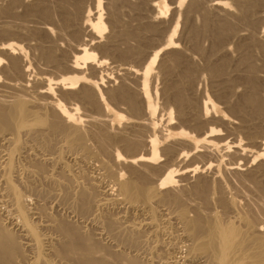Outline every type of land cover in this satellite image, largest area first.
<instances>
[{
  "label": "bare ground",
  "instance_id": "1",
  "mask_svg": "<svg viewBox=\"0 0 264 264\" xmlns=\"http://www.w3.org/2000/svg\"><path fill=\"white\" fill-rule=\"evenodd\" d=\"M56 1L61 23H54L61 28L0 23V264H160L154 259L167 255V264H264V206L257 201L254 207L253 192L264 203V78L257 76L260 66L264 71V7L254 14L262 0L233 1L236 20L251 32L246 38L235 34L244 38L236 46L241 56L235 67H243L236 70L240 82L228 75L226 55L218 64L206 65L219 81L210 89H215L216 102L211 92L196 87L198 78L189 65H183L178 81H166L163 93L151 87L161 51L171 49L170 66L183 64L182 55L173 50L178 20L165 44L148 58L141 56L144 66L133 69L121 65L141 59L140 48L124 45L119 50L116 45L122 37L115 34L118 6L108 16L107 35L102 0H91L92 6L86 0ZM107 1L110 8L126 2ZM29 3L12 0L0 8V16L17 6L23 7V17L49 20L56 15L45 0ZM184 3L176 0L171 13ZM190 3L185 21L198 12L203 28L188 27V36L196 43L207 34L211 48H217L233 33L234 23L227 20L231 14L223 11L233 3L212 2L210 14L223 11L216 21L197 1ZM152 8L157 19L170 12L165 0H156ZM144 26L143 31L154 30ZM133 31L126 33L135 37ZM253 52L259 53L258 68ZM107 55H115L121 65L111 62L109 67ZM169 65L164 64V74L173 71ZM157 94L166 103L161 108L157 102L168 125L162 122V135L158 124L164 115L157 120ZM173 120L191 132L179 127L171 132L175 127L168 123ZM188 156L199 164L194 161L187 170L182 161L191 164ZM166 158L171 165H162ZM94 162L103 173L96 175L99 181L104 177L110 187L86 174ZM175 162L182 165L177 168ZM247 183L252 191L245 189ZM241 186L254 200L240 193ZM104 235L109 245L102 243ZM163 235L169 236L167 241ZM146 255L152 260L144 261Z\"/></svg>",
  "mask_w": 264,
  "mask_h": 264
},
{
  "label": "rangeland",
  "instance_id": "2",
  "mask_svg": "<svg viewBox=\"0 0 264 264\" xmlns=\"http://www.w3.org/2000/svg\"><path fill=\"white\" fill-rule=\"evenodd\" d=\"M12 0H0V8H2V7H5V6H7L10 2H11ZM24 1V0H23ZM156 0H154V2H155ZM166 1V4L170 7L169 8V10L170 9H172V7H173V5H174V3L176 2V0H165ZM191 1H194V3H196V1H197V3H198V5H200L201 7H202V9H206V11H208L209 12V14H210V11H209V9L211 10V8L209 7L211 4H212V2H214V1H216V0H186V4L184 3V5L185 6H187V7H185L184 5L182 6V8L179 10V12H177L176 14H173V13H171L172 11L170 10V12H168V14L167 15H165L164 17H162V18H154V9L152 8V4L154 3L153 2V0H126V2L124 3L123 1H121V3H116L117 5H114V7L113 8H110L111 6H110V4L108 5V6H110V7H107V4H108V2L109 1H107V0H102V7H101V13H102V16H103V20H104V23L106 24V26H107V30H106V32H105V34L107 33V35L109 34V32H111V30H109L110 28H109V25H107L108 24V21H109V17H110V15L109 14H111L112 13V11L113 10H111V9H115L116 8V6H118V8H120V10L118 9H116V13L115 12H113L114 14H115V16H117V18H118V21L120 20V22L119 23H117V26L115 27V31H116V35L118 36V35H120L121 34V36L122 37H120V39H119V42H117L116 43V45L118 46V48H119V50H124V49H126V48H140V57L141 56H143V59L144 58H148V56H151V55H149V53L151 54L152 52H155L156 50H157V48L159 49V48H161V46H163L164 44H165V42H166V40H167V34H169V32H170V30H171V28H172V26H173V24L176 22V20H178L179 21V29H178V31H177V33H176V37H174L175 38V40H176V42H178L177 43V48L176 49H173L174 51H177V52H179L181 55H182V59L184 60V61H182V63L183 64H180V66L181 67H178V66H176L177 68H175V65L174 66H170L168 63V61H170V55L171 54H169V52L171 51V49H168V50H163V51H161V53H160V55L158 56V58L159 59H157L158 61H157V63L155 64V66H154V71L152 72V80L153 81H151V83L153 82V84L151 85V87L153 88V89H157L158 91L157 92H159L160 91V94L161 93H163V91H164V88H163V86H165L166 85V83L167 82H169V81H167L168 79L170 80V81H173L174 79H175V81H178V77H180V75H181V73L183 72V71H181V70H184L185 68H184V66L185 67H187L188 65L190 66V67H187L188 68V71H190V72H193L194 71V78H198V79H195L194 80V83H195V85H196V87L197 88H199V89H204L203 91H205V93L208 95V93L209 92H211V90L213 89V87H212V84H214V86H215V83H218L219 81L217 80V79H215V78H213V77H211L210 76V72L207 70V67H206V65L207 66H209L211 63L212 64H218L219 63V61L222 59V58H220V57H223L224 58V56H225V60L227 61V64L229 65V63H230V67L228 66L227 67V71H230L229 72V74H228V72H227V74L230 76V74H231V79H233L232 81L233 82H240V80H238V73L239 74H241V72L239 71H236L238 68L237 67H235V66H238L239 65V63H238V61L237 60H239V58H240V56H241V51H240V53H239V51H238V47H236L238 44L240 45V43H241V41L243 42V39L242 38H239V37H236L235 36V34L236 33H239V36L240 37H244L245 36V38H246V35L248 36V35H250V32H251V30L246 26V25H244V23L243 22H241V21H238V20H236V15H237V11H235V10H237L236 9V7H235V2H233L234 0H222V1H224V2H226V3H229V4H231V3H233V4H231V6L230 7H232V8H228V10L226 9V10H223V11H227L228 13H230L231 14V17H228V21H230V23H234V25L236 24H239L238 26H234L233 25V28H234V30H233V33L231 34L230 33V35H229V37H227L224 41H223V43H221V44H223V45H225V46H223V45H221L220 44V46L223 48V50H222V48L219 46V45H217L218 47L216 48V47H212L211 48V46H213L212 45V40L209 38V37H207V36H209V35H207V34H204V36L203 35H201V37H199V39L197 40V42L196 43H194L193 42V40H191V38L189 37L190 36V34L188 33L189 32V28L188 27H193L194 26V28H199V29H202L203 28V24L201 25V23H202V18H201V16H200V13H198V12H195V11H192V15H191V13H190V15H189V20L187 21V22H189V23H187L186 21H185V18L187 17L186 15H187V13L186 12H189L190 11V9L188 8L189 6V4H191L190 2ZM33 3V2H35V0H25V4H28V3ZM145 2V3H144ZM263 2V3H262ZM29 3V4H30ZM90 3V4H89ZM124 3V4H123ZM189 3V4H188ZM193 3V2H192ZM205 3V4H204ZM3 4V5H2ZM45 4L46 5H48V9H49V12H50V14L51 15H53L54 13H56V15L54 14L52 17H50V19L48 20H46V19H42V18H40V20H39V18H38V16H34V18L32 17V16H26L25 14V16L23 17V12H24V10H23V7H14L15 8V10H14V12H15V14H14V12H12V13H10V14H2V16H0V23H6V21L7 22H9L8 20H10V21H12V22H14L15 21V23H16V21H18L19 23L20 22H31V23H38V24H41V23H43V24H46V25H48V23H49V26H55V27H57V28H61V18H60V20H58V16L60 15V17H61V12L59 11V7H57L58 6V1H56L55 2V0H45ZM57 4V5H56ZM86 5H88V6H92L93 5V2L91 1V0H86V3H85ZM92 4V5H91ZM235 4V5H234ZM53 5H55V6H53ZM124 5V6H123ZM130 5V6H129ZM132 5V6H131ZM259 5V4H258ZM104 6V7H103ZM129 6V7H128ZM264 7V0H262L261 2H260V5L259 6H257L256 8L257 9H255V13L254 14H258V11H259V13L263 10V7ZM55 7H57V8H55L56 10H54V8ZM145 7V8H144ZM149 7V8H148ZM151 7V8H150ZM188 8V9H185V8ZM200 7V8H201ZM208 7H209V9H208ZM108 8V9H107ZM261 8V9H260ZM106 9H107V11H106ZM110 9V10H109ZM234 9V10H233ZM19 10V11H18ZM152 10H153V12H152ZM185 10H187V11H185ZM230 10V11H229ZM106 11V12H105ZM109 11H111L110 13H109ZM117 11L119 12V13H117ZM223 11H219V12H222L223 13ZM232 11V12H231ZM58 12V13H57ZM108 12V13H107ZM218 12V11H217ZM17 13V14H16ZM182 13V14H181ZM185 13H186V15H185ZM222 13H215V15H217V16H215L214 17V13L213 14H210V18L212 19V20H218V16H219V18H221V15L220 14H222ZM236 13V14H235ZM239 13V12H238ZM21 14V15H20ZM118 14V15H117ZM130 14H131V16H130ZM150 14V15H149ZM181 14V15H180ZM195 14V15H194ZM124 15V16H123ZM175 15V16H174ZM213 15V16H212ZM223 15V14H222ZM235 15V16H234ZM8 16V17H7ZM18 16V17H17ZM109 16V17H108ZM181 16V17H180ZM186 16V17H185ZM257 16V15H256ZM5 17V18H4ZM10 17V18H9ZM21 17V18H20ZM173 17V18H172ZM180 17V18H179ZM217 17V18H216ZM235 17V18H234ZM117 18H116V20H117ZM184 18V19H183ZM215 18V19H214ZM231 18V19H230ZM128 19V20H127ZM150 19V20H149ZM175 19V20H174ZM32 20V21H31ZM148 20H149V22H148ZM152 20V21H151ZM184 20V21H183ZM2 21V22H1ZM44 21V22H43ZM53 21V22H52ZM59 22L60 21V23H57V24H59L58 26L56 25V23H54V22ZM170 21V22H169ZM235 21V22H234ZM238 23H237V22ZM50 22H52L51 24H50ZM122 22V23H121ZM151 22H152V24H151ZM155 22V23H154ZM194 22V23H193ZM25 23V24H26ZM54 23V24H53ZM120 23H121V26H120ZM192 23V24H191ZM28 24V23H27ZM119 24V25H118ZM139 25V26H138ZM147 26V25H153L154 26V30H144L143 31V26ZM128 26V27H127ZM144 26V27H145ZM118 27V28H117ZM120 27V28H119ZM121 27H122V29H121ZM126 27H127V29H126ZM137 27V28H136ZM236 27V28H235ZM244 27V28H243ZM130 28V29H129ZM140 28V29H139ZM158 28V29H157ZM197 28V29H198ZM119 30V31H118ZM123 32H122V31ZM130 30H134L133 32L135 33V37L134 36H132V37H130L127 33H129V31ZM118 31V32H117ZM121 31V33H119ZM146 31H148V32H146ZM247 33H245V32ZM127 32V33H126ZM118 33V34H117ZM144 33V34H143ZM241 33V34H240ZM244 34V36H242L243 34ZM123 34H124V36H123ZM126 34V35H125ZM160 34V35H159ZM147 35V36H146ZM166 35V36H165ZM189 35V36H188ZM126 36H129L128 38L129 39H126L125 37ZM138 37V38H137ZM121 38L122 39H124L123 41L121 40ZM201 38V39H200ZM121 40V41H120ZM191 40V41H190ZM241 40V41H240ZM127 41V42H126ZM232 41V42H231ZM0 42H2V41H0ZM22 41H20V43L19 44H21L22 46H27L26 45V43L24 42H22ZM121 45H119V44ZM225 43V44H224ZM228 43V44H227ZM162 44V45H161ZM194 44H198L200 47V50H199V48L198 49H196L194 46ZM124 45H125V47H124ZM197 45V46H198ZM211 45V46H210ZM128 46V47H127ZM185 47V48H184ZM150 48V49H149ZM211 48V49H210ZM215 48H216V50H215ZM209 49V50H208ZM179 50V51H178ZM213 50V51H212ZM234 50V51H233ZM169 51V52H168ZM190 51V52H189ZM202 51V52H201ZM204 51V52H203ZM226 52V53H225ZM235 52V53H234ZM146 53V54H145ZM200 53V54H199ZM144 54V55H143ZM169 54V55H168ZM216 54V55H215ZM253 54L255 55V57H253V63L255 64V61H258L259 60V53H255V52H253ZM258 54V55H257ZM145 55L147 56V57H145ZM257 55V56H256ZM139 57V58H140ZM169 57V58H168ZM185 57H186V59H185ZM210 57V58H209ZM229 57H230V59H229ZM235 57V58H234ZM166 58H168V59H166ZM227 58V59H226ZM232 58H233V60H232ZM105 59H107V63H109V65H110V63H111V65L112 66H115L116 64V66L118 67V66H120L121 65V62L120 61H122V60H117L118 58H116L115 57V55H107L106 57H105ZM110 59V60H109ZM114 59V60H113ZM256 59V60H255ZM258 59V60H257ZM139 60L141 61L140 63H139ZM146 60V59H145ZM229 60V61H228ZM113 61H115L114 63H113ZM138 61V62H137ZM165 61V62H164ZM236 61H237V63H236ZM124 62L127 64V65H129L128 67H132L133 68V66L132 65H136L135 67L138 69L139 67L141 68L142 67V65L144 66V63L145 62H143L142 61V57H141V59H137L136 61H135V59L133 60V59H129V61H123V66L121 65V67H125V65H124ZM129 62V63H128ZM167 62V63H166ZM143 63V64H142ZM162 63V64H161ZM167 64V66L169 65L170 66V69H172V68H174L173 69V71L172 70H169L170 72L169 73H166L167 74V76H166V74H164L165 73V71H163V69H164V67H166V66H164V64ZM171 63V62H170ZM187 63V64H186ZM189 63V64H188ZM210 63V64H209ZM235 63V64H234ZM257 63H258V65H257ZM115 64V65H114ZM119 64V65H118ZM130 64H131V66H130ZM139 65V67H138V65ZM141 64V65H140ZM158 64V65H157ZM234 64V65H233ZM237 64V65H236ZM260 64V61H258V62H256V64H255V66H256V68H258V66H260L259 65ZM262 64V63H261ZM109 66V67H112V66ZM127 65H126V67H127ZM163 65V66H162ZM184 65V66H183ZM160 66H161V68H162V70H161V68H160ZM183 66V67H182ZM133 68V69H136V68ZM242 67V66H241ZM240 67V69H238V70H242L243 69V67L241 68ZM183 68V69H182ZM230 68H231V70H230ZM160 69V70H159ZM181 71H179V70ZM191 69H193V71L191 70ZM235 69V71H233ZM259 69V72H258V74H257V76L259 77V78H261V79H263L264 78V71H261L262 69H261V66L258 68ZM261 69V70H260ZM196 70V71H195ZM202 70V71H201ZM210 73H208L207 71ZM178 71V72H177ZM233 71V72H232ZM159 72V73H158ZM164 72V73H163ZM173 72V73H172ZM238 72V73H237ZM116 73V72H115ZM237 73V74H236ZM172 75V77H171V75ZM260 74H262V75H260ZM114 75V74H113ZM162 75V76H161ZM166 76V78H165V76ZM178 75V76H177ZM198 75H199V77H198ZM115 76V75H114ZM157 76V77H156ZM159 76V77H158ZM175 76V77H174ZM177 76V77H176ZM209 76V77H208ZM162 77H163V79H162ZM172 78V80H171V78ZM211 77V78H210ZM236 77H238V78H236ZM158 78V79H157ZM160 78V79H159ZM166 80H165V79ZM174 78V79H173ZM200 78V79H199ZM235 79H237L236 81H235ZM212 80H213V82H212ZM216 80V81H215ZM128 82L127 83H129V81L130 80H127ZM165 81V82H164ZM167 81V82H166ZM200 81H201V83H200ZM130 82H134V80H132V81H130ZM160 82V83H159ZM215 82V83H214ZM135 83V82H134ZM163 83H164V85H163ZM130 84V83H129ZM219 84V83H218ZM114 84H112V86H113ZM131 85V84H130ZM133 85V84H132ZM237 85V84H236ZM134 87H135V85H133ZM133 86H131V87H133ZM216 86H218L217 84H216ZM216 86H215V88H216ZM158 87V88H157ZM202 87V88H201ZM210 87H212V88H210ZM235 88V87H234ZM237 88V89H236ZM235 89L238 91V93H239V89L240 90H242L241 89V87L239 86L238 87V85H237V87H236ZM162 89H163V91H162ZM211 89V90H210ZM206 90H208V91H206ZM215 90V89H214ZM214 90H213V92H214ZM208 92V93H207ZM213 92H211V93H209V96L210 97H212V99L213 98H215L213 95ZM160 94H157V97H155L154 98V100H155V102L157 103H159V106L161 107V108H165L166 106H163V105H165L166 103L164 102L165 100H164V96L162 97V95H161V98H160ZM213 94V95H212ZM262 94L264 95V90H263V92H262ZM212 95V96H211ZM163 98V99H162ZM158 99V100H157ZM213 100H215V102H216V99H213ZM163 104H162V103ZM158 103H157V106H158ZM162 104V105H161ZM157 107L158 108V113H157V118L158 117H160V116H162V112L164 111V109H159L160 107ZM163 106V107H162ZM125 109V108H124ZM122 110V114H123V109H121ZM126 110V109H125ZM159 110H161V111H159ZM127 111H125L124 112V115L125 114H127V115H125V116H127L128 117V113H126ZM161 114V115H160ZM165 114V113H164ZM163 114V115H164ZM165 116V115H164ZM164 116H162V118H161V123H159L158 124V131L160 130V129H163L164 128V126H163V128H160L161 127V124L162 125H164V123H165V125H167L166 123V120H164L165 118H166V116L164 117ZM164 117V118H163ZM163 119V120H162ZM157 120H160L159 118L157 119ZM164 121V123H162ZM176 120H173V121H171L170 123H168L170 126H171V124H173V123H175V125H176ZM178 124V123H177ZM261 124H262V126H264V121H262L261 122ZM174 125V124H173ZM172 125V126H173ZM174 125V127H175V129H173V130H171V132H174V130H176V131H178L176 128H183V127H186V126H181V125H178V127H176ZM121 127H122V125H120ZM167 127H168V125H167ZM167 127L165 126V128L167 129ZM160 128V129H159ZM181 128V129H182ZM187 128V127H186ZM186 128L185 129H182V130H185V131H187V132H191L190 130L188 131V130H186ZM188 129H190V128H188ZM165 129H163V131H164ZM168 130V129H167ZM163 131L161 130V131H159V132H161V135L162 134H166L165 132H166V130L164 131V133H163ZM176 131L174 132V133H176ZM160 135V134H159ZM90 143V142H89ZM90 145H93L92 144V142L90 143ZM159 152H161V151H159ZM162 154V153H161ZM123 155L125 156V154L123 153ZM160 155V154H159ZM165 157V156H164ZM163 157V154H162V157H161V155H160V158H164ZM188 158H189V156H188ZM187 158V159H188ZM191 158V159H190ZM190 160H192L193 158H192V156H190ZM165 159V158H164ZM164 159L162 160V159H159L158 160V163H161L162 161H164ZM188 159V160H189ZM166 160H167V158H166ZM165 160V163L164 162H162V165H165L166 164V162H168V160L166 161ZM187 160V163H189V161ZM184 161H185V163H184ZM184 161H182V163H183V165H182V163H178V162H175V166L177 167V168H179V165H182L184 168H185V166H186V168L187 167H191V166H193L194 164H196L197 162H198V164H199V161H197V160H192L193 162H191V164L189 163V164H187V165H184V164H186V159L184 160ZM171 162H168V164H170ZM178 163V164H177ZM91 164H92V162H91ZM89 165L88 166V168H87V171H86V174H88V176H90V174H91V176H90V178L91 179H98V180H96V181H98L100 184H102L101 186H103L104 184H107V185H104L105 187H110L111 185H109V183H107V179H105L104 177L103 178H101L100 177V181H99V177L98 176H100V175H102L103 176V173L102 174H100L102 171H100L99 170V168H98V164H96V162H94V164H93V167H92V165ZM98 165V166H96V165ZM160 165V164H159ZM171 165V164H170ZM94 166H96V167H94ZM174 166V167H175ZM181 166V167H182ZM91 167V168H90ZM176 167H175V169H176ZM180 167V168H181ZM182 167V168H183ZM190 167L189 168H187V170L188 169H190ZM94 168H96V170H94ZM120 168H122V167H120ZM94 171H93V170ZM92 170V171H91ZM123 170V172H125L124 171V168L122 169ZM100 171V172H99ZM98 174H100V175H98ZM96 175H98V176H96ZM93 176H94V178H93ZM104 179V180H103ZM103 180V181H102ZM106 180V181H105ZM104 183V184H103ZM247 184H250V183H247ZM247 184H246V186H247ZM109 185V186H108ZM243 186H245V185H243ZM243 186H241V188L239 189V191H240V193L241 192H245L244 194H245V196H247V197H249V194H250V196H251V192L248 194L247 193V195H246V191H245V189L247 190V188H249L250 189V187H252L251 186V184L249 185V186H245V189H244V187ZM253 188V187H252ZM251 188V189H252ZM243 189H244V191H243ZM249 190V191H252V190ZM255 190V189H254ZM253 190V192H254V194L256 193V196H255V199H257V200H255L254 202L256 203L257 201H258V203H260V204H262V205H260V207L261 208H263V202L260 200H258V199H260V197L259 198H257L258 196H257V192H255ZM249 191H247V192H249ZM254 194H252V196H254ZM252 196H251V198H252ZM254 198V197H253ZM252 198V199H253ZM254 200V199H253ZM262 202V203H261ZM258 203H256L255 205H254V207H257V206H259V204ZM253 208V207H252ZM253 210H257V212L259 211V213H260V210H258V208H253ZM113 212H115L114 214H118L119 212H120V214H119V216H121V211H119V210H114ZM118 216V215H117ZM138 218V219H137ZM136 219L137 220H141L142 221V218H140V217H137ZM140 218V219H139ZM164 236V237H163ZM162 236V238H165V240L167 241V239H168V237L169 236H166V235H163ZM104 237V238H103ZM102 237V243L104 244H106V245H109V243H110V240H108L109 238L106 236L105 237V235ZM107 238V239H106ZM164 240V241H165ZM106 241V242H105ZM171 253H172V251L171 252H169V254L171 255ZM173 255H175V253L173 252L172 253ZM165 255V254H164ZM164 255L162 256V257H164ZM169 255H167L166 257H164V258H161V259H154V261L156 262L157 261V263H160V264H167L166 262L167 261H170L168 258ZM172 256V255H171ZM170 256V257H171ZM150 257V258H149ZM168 257V258H167ZM150 260H149V259ZM145 259H147V260H145ZM162 259H166L165 260V262H164V260L163 261H160L159 262V260H162ZM143 260L144 261H151L152 260V258H151V256H149V255H146L144 258H143ZM168 264H170V263H168Z\"/></svg>",
  "mask_w": 264,
  "mask_h": 264
}]
</instances>
